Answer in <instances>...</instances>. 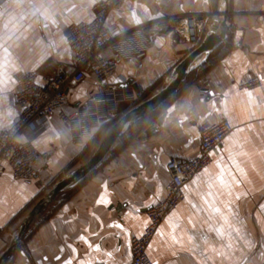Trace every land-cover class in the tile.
Listing matches in <instances>:
<instances>
[{"label": "crops", "instance_id": "0c3cea01", "mask_svg": "<svg viewBox=\"0 0 264 264\" xmlns=\"http://www.w3.org/2000/svg\"><path fill=\"white\" fill-rule=\"evenodd\" d=\"M97 1L0 0V129L19 117L14 103L19 75L73 70L66 30L91 22ZM219 1H127L111 11L106 24L123 48L105 52L117 59L108 82L142 87L148 97L156 94L194 46L177 34L157 36L143 46L129 31L160 17L192 13L200 17L203 39ZM227 9V37L217 61L195 83L183 81L165 102L159 132L121 143L82 182L59 193L5 264H130L132 237L143 234L141 221H149L147 211L165 196L167 162L195 157L199 124L221 118L231 122L232 132L211 163L185 185L184 200L161 222L148 255L154 264H264V0H228L220 10ZM253 76L260 84L242 89ZM98 86L91 75L71 86L67 110L90 102ZM129 108L121 105L116 118ZM115 119L81 128L52 116L18 136L48 159L38 161L32 180L13 177L1 162L0 257L34 205L89 159ZM136 129L126 131L125 140Z\"/></svg>", "mask_w": 264, "mask_h": 264}, {"label": "built area", "instance_id": "2783aa9c", "mask_svg": "<svg viewBox=\"0 0 264 264\" xmlns=\"http://www.w3.org/2000/svg\"><path fill=\"white\" fill-rule=\"evenodd\" d=\"M139 0H99L94 5V18L91 22L71 24L66 30L69 50L73 57V70H60L44 76L37 72L23 73L17 77L18 90L14 103L19 110L18 119L7 129H0V176L3 173L1 162L10 167L13 177L32 180L37 176V163L46 162L48 155L40 153L30 142H21L18 136L33 125H43L52 116L67 124L101 126L121 114V105L140 103L144 88L129 89L108 80L117 71V59L107 57V50L123 48L121 38L114 37L107 26L111 11L120 8L125 2ZM200 17L197 14L164 16L133 27L128 35L144 43H151L157 36L177 34L193 46L201 38ZM145 52L137 54L144 56ZM91 75L98 82V91L90 102L67 110V93L71 86L83 82ZM260 84L256 76L241 83V88L251 90ZM140 101V102H139ZM143 101V100H142ZM233 126L226 118L215 121L204 120L199 124V153L187 160L171 157L166 164L169 182L165 187L164 198L148 211L149 223L143 234L132 237L130 264H154L148 255V248L161 222L185 198V185L201 173L212 161L213 154L221 147Z\"/></svg>", "mask_w": 264, "mask_h": 264}, {"label": "water", "instance_id": "95a60500", "mask_svg": "<svg viewBox=\"0 0 264 264\" xmlns=\"http://www.w3.org/2000/svg\"><path fill=\"white\" fill-rule=\"evenodd\" d=\"M222 3L228 0H220L212 22L211 28L203 37L201 42L172 69L161 89L151 97L141 101L135 106L125 111L108 129L98 147L89 159L80 167L73 170L68 176L57 181L51 190L41 198L24 218L17 230L14 238L10 242L5 252L0 257V264H5L17 251L25 234L34 219L43 212L57 197V195L82 182L112 150L118 139L128 131L136 122L150 113L158 110L168 99H170L179 89L186 75L201 66L208 57L217 50L226 40L228 21L226 11H221ZM223 17L220 21L219 18ZM165 119V114H161L153 124H150L139 136V140L152 137L159 132Z\"/></svg>", "mask_w": 264, "mask_h": 264}, {"label": "trees", "instance_id": "16d2710c", "mask_svg": "<svg viewBox=\"0 0 264 264\" xmlns=\"http://www.w3.org/2000/svg\"><path fill=\"white\" fill-rule=\"evenodd\" d=\"M195 47V46H194ZM221 49L219 48L218 50H215L209 57L208 59L206 60V62H204L201 66H199L198 68H196L195 70H193L191 73H189L188 75H186L184 81L185 82H188V84L190 83H195L200 74L205 72L210 66H212L216 61H217V57H218V52L220 51ZM187 85H184L183 88ZM177 94V93H176ZM175 94V95H176ZM174 95V96H175ZM148 94H144V97L142 100H145L148 98ZM141 100V101H142ZM140 102V101H139ZM136 104L138 103H135L134 105H132L131 107L135 106ZM166 105V103H164L158 110L150 113L149 115L143 117L142 119H140L138 122H136L134 125L137 126V129L135 131H133L129 137L125 140V137H126V133L123 134L117 141V144L116 146L112 149V151H115L118 147H120V144L123 143V142H128L134 138H136L138 135H140L142 133V131L144 129H146L150 124H152L153 121H155L159 116L160 114L162 113V110L164 108V106ZM130 107V108H131ZM118 118H116L113 122H111L109 124L112 125ZM125 143H123L122 145H124Z\"/></svg>", "mask_w": 264, "mask_h": 264}, {"label": "snow or ice", "instance_id": "6c2138e0", "mask_svg": "<svg viewBox=\"0 0 264 264\" xmlns=\"http://www.w3.org/2000/svg\"><path fill=\"white\" fill-rule=\"evenodd\" d=\"M222 183H223V181H222ZM224 186H225L226 188L229 187V185H227V184H225ZM174 219H175V216L173 215L172 217L169 218V222L171 223L172 220H174ZM148 223H149V221H147V220H143V221H141V226H142V227H146V226L148 225ZM116 227H119V226L116 225ZM172 227H175V224H172ZM162 232H163V230H161V233H162ZM57 259H59V257H57ZM65 264H71V261H66Z\"/></svg>", "mask_w": 264, "mask_h": 264}, {"label": "rangeland", "instance_id": "374dc122", "mask_svg": "<svg viewBox=\"0 0 264 264\" xmlns=\"http://www.w3.org/2000/svg\"><path fill=\"white\" fill-rule=\"evenodd\" d=\"M97 147H98V146H97ZM97 147H96V148H97ZM96 148H95V149H96ZM95 149H94V150H92V152H91V154H90V155H92V154H93V152L95 151ZM88 158H89V157H88Z\"/></svg>", "mask_w": 264, "mask_h": 264}]
</instances>
